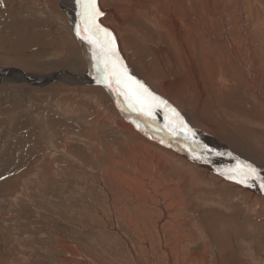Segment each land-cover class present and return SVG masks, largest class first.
I'll use <instances>...</instances> for the list:
<instances>
[{
    "label": "bare ground",
    "instance_id": "obj_1",
    "mask_svg": "<svg viewBox=\"0 0 264 264\" xmlns=\"http://www.w3.org/2000/svg\"><path fill=\"white\" fill-rule=\"evenodd\" d=\"M57 2L67 13L69 27L75 32L76 25L81 23L76 0ZM213 2L97 0L103 13L98 23L112 32L122 62L126 57L130 69L137 73V80L148 84V88L152 89L150 91L157 96L160 94V97H167L173 102L171 105L168 101L194 130V136L184 133L174 135L165 127L163 110L152 121L128 108L123 97L105 84L97 83L95 62L90 59H93L91 48L84 40L85 62L80 54L78 62L74 60L75 56H72V60L61 56L55 63L62 69L46 73L45 76L28 74L16 67L0 70L1 81L3 78L17 81L18 77L29 87L28 90L30 85L46 90L55 83H64L65 92L55 98L61 114L73 112L78 117L82 111L89 114L88 125H84L87 126L84 130L88 135L87 148L91 149L92 156L100 165L96 175L102 181L100 193L105 198L104 206L93 202L94 214L103 222L100 228L111 223L113 230L124 237L132 258L138 264L141 263L135 256L136 246L140 247L141 252H146L154 264L160 263L155 261L156 246L161 250L158 253L164 264H207L204 255L208 247L203 248L200 257H197L195 249L207 245L201 220L209 222L213 237L217 236V228L213 227L216 220L209 221L210 215L198 211L197 207L208 204L207 199L213 191L221 193L224 188L229 194L231 190L251 206H259L260 213L264 211V190H261L259 181L246 185L228 178L229 170L234 169L238 161L253 164L264 175L263 148L256 141L259 133L254 131L255 128L251 129L256 125L264 131V58L257 55L254 50L257 48L252 45V38H248V34L244 35L245 38L240 34V39H233L224 22L232 20L237 27L240 23L244 32L239 33H247L243 27L248 22L247 12L253 9L252 1L226 0V4L222 5L224 12L219 5L214 7ZM253 4L257 12L260 13V9L264 12L262 0H254ZM226 5L233 7V11L237 7L241 13L240 20L234 19L236 15L228 12L231 8H224ZM0 6L3 29H11L8 35L11 41L5 45V52H20L23 48L24 52L31 51L21 55L24 59L22 65H34L37 63L34 57L48 54L49 50L58 46L69 49L68 45L62 44L60 36L50 35L47 29L34 36L28 33L32 21L15 24V0H0ZM257 18L255 29L258 31L264 19L261 21L258 15ZM216 20L221 32V39L218 40H215ZM137 39H141V43ZM195 41H201L200 45ZM129 42L135 46L132 47ZM210 42H215V46ZM217 43L223 46L224 53H220ZM46 64H50L49 59L46 62L40 60L35 66ZM84 65L87 67L79 71ZM85 101L92 106L97 104V109L93 110ZM259 119L263 121L258 122ZM101 131L102 138L99 135ZM207 132L211 135L208 136ZM221 140L231 145L236 153L222 146ZM71 143V138H68L59 146L63 147L64 154H68L69 158L72 157L69 149ZM205 145L215 152H206ZM92 190L88 191L87 197L93 199ZM219 195L218 198L222 199ZM120 224L123 230L133 233L135 242H131L117 228ZM260 224L264 226V221ZM220 226L223 228L224 224L220 223ZM63 244L73 257L86 259L77 264H92L87 261L89 256L82 249L74 247L75 243Z\"/></svg>",
    "mask_w": 264,
    "mask_h": 264
},
{
    "label": "rangeland",
    "instance_id": "obj_2",
    "mask_svg": "<svg viewBox=\"0 0 264 264\" xmlns=\"http://www.w3.org/2000/svg\"><path fill=\"white\" fill-rule=\"evenodd\" d=\"M213 1V6L216 8L218 5L222 8V5L226 4L224 3L226 0ZM251 1L253 9L247 12L249 13L247 24L243 20V28L247 33H239L244 32L241 29L243 25L240 23L237 27L232 20L224 22L232 33L233 39H240V34L245 38L244 35L248 34V38H252V45L257 48L254 49L255 52L260 55L259 57L264 58V24L260 30L255 29L257 15L263 21L264 12L262 9L260 13L257 12L258 9H254V0ZM56 2L57 0H15L13 19L15 24L32 21L28 33H32L33 36L41 30H49L50 35L60 36L63 39L60 38L62 44L68 45L69 49L58 46L53 49L54 51L49 50L48 54L43 53L39 55L40 57H34L33 59L37 61L34 65H22L24 59L21 55L24 56L31 51L24 52L25 48H23L20 52L6 53L4 47L11 41L8 37L11 29H3L4 22H0V70L16 67L22 68L28 74L45 76L46 73L62 69L55 63L61 56H65L66 60H72V56H75L74 60L77 62L81 56L85 62L87 58L83 50V40L70 29L67 13ZM262 3L264 5V0ZM225 7L231 8L227 5ZM222 11L224 12L223 8ZM227 11H232L236 15L234 19L240 20L241 13L237 7L234 11L233 7ZM0 21H2L1 15ZM217 22V20L214 22V30L217 34L215 40L221 39L220 26ZM151 28L154 30L152 26ZM137 40L141 43V39ZM199 42L201 41H195V44L200 45ZM129 43L132 47L135 46L132 42ZM210 43L215 46V42ZM217 46L220 53H224L223 46L219 43ZM47 59L50 64L35 66L40 60L46 62ZM90 59L93 60L91 57ZM123 64H128L127 68L130 72L131 65L126 57ZM256 65L259 64L256 63ZM86 67L84 65V68L80 67L78 70H84ZM78 70L76 69L77 72ZM262 70L264 71V64H262ZM130 74L136 78L137 73L131 70ZM3 79L0 80V264H77L85 261V258L73 257L69 248H65L63 243L70 245L71 242L75 243L74 247L82 249L84 254L89 256L87 261L92 264H138L132 258L124 237L122 238L118 231L113 230L114 226L111 223L105 224L107 227L100 228L99 225L103 222L94 214L93 202L104 206L105 198L100 193L102 181L96 175L100 165L92 156L91 149L87 148L88 135L86 136L84 132L87 126L84 125H88L86 121L89 114L83 111L80 112L79 117L73 112L61 114L55 98L61 97L65 92L64 83H55V86L52 88L50 86L46 90H39L30 85L28 90L29 87L18 77L17 81ZM146 86L148 87V84ZM162 98L173 104L167 97ZM86 101L84 103L90 105ZM90 106L95 110L98 105ZM260 121L263 120L259 119L258 122ZM252 127V130L255 128L254 131L259 133L260 138L258 137L256 141L257 145L263 148L264 154V131L259 126ZM102 131L99 134L101 138ZM207 133L208 136L211 135L210 132ZM68 138L72 140L69 148L71 151L69 152L72 153L70 158L68 154H64L63 147H59ZM102 144L105 145L104 142ZM226 144L221 140L222 146L229 148L230 152H235L231 145ZM251 147L253 149L252 144ZM82 160L84 161L80 163ZM91 189H93L92 195L95 201L87 197ZM233 194L231 190L228 194L224 188L221 193L213 191L212 196L207 199L208 204L198 205V211H204L210 215L209 221L216 220L213 227L217 228V236L213 237L209 222L202 219L201 226L206 233L207 245L198 246L195 253L197 257H200L203 248L208 247L204 255L207 264H264V226L259 225L264 221V211L260 213L259 206H251L240 195L232 196ZM218 195L222 199H219ZM220 223L224 224L223 228ZM117 228H120L119 230L131 242H135L133 233L123 230L121 224L117 225ZM135 250V256L141 264H154L146 252H141L140 247L136 246ZM160 251L156 246L154 250L156 258H154L157 263L164 264L158 253Z\"/></svg>",
    "mask_w": 264,
    "mask_h": 264
},
{
    "label": "snow or ice",
    "instance_id": "obj_3",
    "mask_svg": "<svg viewBox=\"0 0 264 264\" xmlns=\"http://www.w3.org/2000/svg\"><path fill=\"white\" fill-rule=\"evenodd\" d=\"M76 3L80 9L77 15L81 23L76 25L75 34L90 45L95 62L94 67L98 74L97 83L105 84L123 97L128 108L152 121H155L159 111L163 110L165 127L174 135L184 133L194 136V130L187 125L180 113L167 100L157 96L142 81L130 74L119 56L112 32L98 23V18L103 13L97 5V0H76ZM204 148L206 152H215L207 145ZM215 154L220 155L221 153ZM229 172V179L246 185L259 181L261 190H264V175H261L260 170L253 164L238 161L236 167L230 169Z\"/></svg>",
    "mask_w": 264,
    "mask_h": 264
}]
</instances>
